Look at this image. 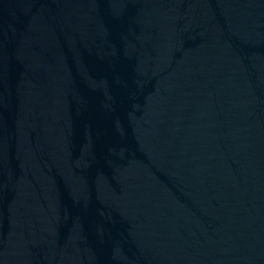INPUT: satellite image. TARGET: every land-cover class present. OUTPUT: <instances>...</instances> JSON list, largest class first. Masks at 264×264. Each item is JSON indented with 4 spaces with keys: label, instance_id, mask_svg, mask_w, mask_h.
<instances>
[{
    "label": "water",
    "instance_id": "95a60500",
    "mask_svg": "<svg viewBox=\"0 0 264 264\" xmlns=\"http://www.w3.org/2000/svg\"><path fill=\"white\" fill-rule=\"evenodd\" d=\"M0 264H264V0H0Z\"/></svg>",
    "mask_w": 264,
    "mask_h": 264
}]
</instances>
